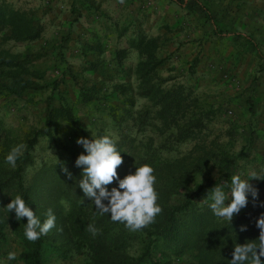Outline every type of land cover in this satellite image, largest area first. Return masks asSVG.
Returning <instances> with one entry per match:
<instances>
[{
    "label": "rangeland",
    "instance_id": "obj_1",
    "mask_svg": "<svg viewBox=\"0 0 264 264\" xmlns=\"http://www.w3.org/2000/svg\"><path fill=\"white\" fill-rule=\"evenodd\" d=\"M199 1L202 6L195 0H0V179L16 169L5 155L17 145L24 152L36 140L23 175L28 206L42 220L49 209L56 216V227L45 235L50 264L91 261L68 236L64 219L75 200H89L75 164L84 152L79 137L112 134L117 143L132 141L124 152L133 146L146 157L171 161L174 167L154 175L156 181L178 177L173 201L198 191L181 216L182 243L203 218L230 223L208 206L216 184L239 173L264 177V0ZM11 12L22 18L23 37L7 22ZM144 64L154 67L152 84L183 98L178 126L166 123L158 113L162 106L146 97ZM62 107L72 111L76 125L52 114ZM117 173H127L126 157ZM249 183L258 196L249 195L231 222L264 201V179ZM17 230L7 224L0 264H23ZM180 247L162 239L143 264H193ZM9 252L15 260L7 259Z\"/></svg>",
    "mask_w": 264,
    "mask_h": 264
},
{
    "label": "trees",
    "instance_id": "obj_2",
    "mask_svg": "<svg viewBox=\"0 0 264 264\" xmlns=\"http://www.w3.org/2000/svg\"><path fill=\"white\" fill-rule=\"evenodd\" d=\"M176 1L180 4L185 3V0ZM195 1L202 6L199 0ZM205 11L210 15L209 10L205 9ZM16 16L17 14L11 12L9 17H7V22L12 24V31L17 37H23L21 36L23 32L20 31L19 27L22 18L16 19ZM215 32L221 33L217 27ZM27 33H32V30ZM249 39L251 40V38ZM142 70L141 78L148 85L145 93L146 97H150L152 101H156V104L162 106L161 112L158 113L166 123H175V126H178L177 118L183 98L176 92L163 91L151 83V78L148 77L152 74L154 67L146 69L144 64ZM54 112L65 115L68 121L74 125L77 124L70 109L62 107L53 111L52 114ZM51 117L52 115L48 120H51ZM46 131L47 134L45 135L49 136L51 132ZM35 141L33 140L28 144L22 157L17 161L16 169L13 170L10 178L0 179V246L7 237V224L14 222L18 227L17 232L22 238L24 247L19 261L23 264H50L47 251L51 248L48 247L46 237L41 236L35 242L28 241L24 236V225L27 219L21 218L17 220L14 211L8 214L6 210V205L18 194L23 195L27 204L30 203L28 201L30 190L25 184L23 174L32 163L30 150ZM131 142L123 140L121 143H117V147L123 151L121 155L126 157L127 173L125 175L129 172H134L137 166L145 163L153 166L154 173L164 174L162 168L169 166L171 161L160 157L153 158L152 154L146 157L142 152H139L138 148L133 146L126 148V151H129L128 153L124 152L125 144ZM171 166L174 167L173 164ZM176 179H178L177 176L171 178L166 176V178L156 181L155 188L162 211L157 215L153 223L138 231H131L124 224L113 222L108 214L99 215L90 200L83 203L81 202L82 200H75L72 203L71 210L64 218L66 231L67 234L69 233L68 236L75 240L80 249H86L89 252L91 261L87 264H143L144 262L152 261L151 253L162 239L166 240L169 246L175 243L176 247L180 243L181 253L185 250L189 251L194 259L193 264H229L237 243L243 244L249 240L259 238L260 229L257 227L256 222L261 215H264V201L262 200H257L258 203L254 205L251 211L231 223L217 221L207 224L204 218L201 219V224L195 227L191 240L182 243L179 231L181 216L186 210L191 208L192 200L197 197L198 191L187 201L175 203L173 197L177 193L174 190L176 189ZM114 186H118L115 180L109 190ZM193 191V189L190 190V192ZM35 197L36 195L32 197V200ZM89 224H94L98 229L95 236L87 230ZM241 226H246V230L241 231Z\"/></svg>",
    "mask_w": 264,
    "mask_h": 264
},
{
    "label": "clouds",
    "instance_id": "obj_3",
    "mask_svg": "<svg viewBox=\"0 0 264 264\" xmlns=\"http://www.w3.org/2000/svg\"><path fill=\"white\" fill-rule=\"evenodd\" d=\"M76 142L84 149L75 161L76 166L82 168L79 187L84 197L93 202L98 214L110 215L113 222L122 223L131 231L141 230L153 223L162 211L158 203L153 166L145 163L120 178L117 168L123 163V151L117 147V138L112 134L98 137L92 135L91 139L79 137ZM23 149V145L13 147L5 155L4 162L15 168L23 155ZM64 171L68 170L65 168ZM68 175L71 176V173ZM253 177L264 179L256 172L239 173L233 174L230 181L216 184L208 194L211 200L208 206L213 215L231 223L234 214H238L247 206L249 195L253 198L258 196V190L249 183V179ZM114 180L118 186L109 190L107 186ZM81 202H84L83 197ZM6 210L8 214L14 211L17 220L27 219L24 236L28 241L35 242L56 227V216L51 209L42 220L28 206L23 195L18 194L12 198L6 205ZM256 224L260 229L259 238L243 244L237 243L229 264H264V215L258 218ZM87 230L93 236L98 232L94 224H89ZM240 230L245 231L246 226H241ZM7 259L15 260L16 253L9 252Z\"/></svg>",
    "mask_w": 264,
    "mask_h": 264
}]
</instances>
